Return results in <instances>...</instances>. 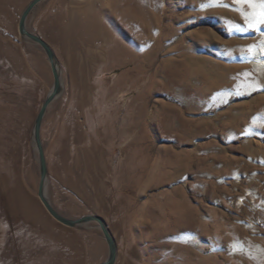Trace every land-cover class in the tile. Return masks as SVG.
I'll return each mask as SVG.
<instances>
[{
    "label": "rangeland",
    "instance_id": "obj_1",
    "mask_svg": "<svg viewBox=\"0 0 264 264\" xmlns=\"http://www.w3.org/2000/svg\"><path fill=\"white\" fill-rule=\"evenodd\" d=\"M30 1L0 0V264H97L98 224L68 227L37 196L33 125L53 78L18 33ZM210 2L41 0L27 15L62 84L40 127L46 197L102 218L113 264H264V87L237 94L264 85V26L236 31L237 6ZM62 35L87 51L85 74L60 57Z\"/></svg>",
    "mask_w": 264,
    "mask_h": 264
},
{
    "label": "water",
    "instance_id": "obj_2",
    "mask_svg": "<svg viewBox=\"0 0 264 264\" xmlns=\"http://www.w3.org/2000/svg\"><path fill=\"white\" fill-rule=\"evenodd\" d=\"M41 0H31L23 9V11L20 14L19 21H18V33L23 38L30 40L36 44H38L44 51L49 65L50 70L52 73L53 83L52 88L44 101L41 104V107L34 119V125H33V141L35 145V150L37 153V159H38V166H39V181H38V187H37V196L40 199L41 203L47 210V212L58 222L68 226V227H76L78 225H81L83 223L87 222H96L98 226L100 227L103 237L106 241V244L108 246V256L107 258L97 264H113L116 259V245L114 242V239L112 238L105 222L102 218H100L97 215H84L75 219L67 218L60 213H58L50 204L48 201L46 194H45V179L47 174V168H46V160L44 155V150L42 147L41 139H40V127L43 120V116L46 112V109L48 105L54 100L62 91V84L60 80V72L58 70V61L56 58V55L53 51V49L50 47V45L41 39L39 36L29 32L26 28V18L30 10Z\"/></svg>",
    "mask_w": 264,
    "mask_h": 264
},
{
    "label": "snow or ice",
    "instance_id": "obj_3",
    "mask_svg": "<svg viewBox=\"0 0 264 264\" xmlns=\"http://www.w3.org/2000/svg\"><path fill=\"white\" fill-rule=\"evenodd\" d=\"M206 7H214V6H222V7H230L237 6L234 10L240 12L241 16L246 21V29H241L239 26H235L236 31H244V30H251V31H260L261 26H264V0H233L232 5H228L224 2V0H211V2ZM244 6L251 9V11L246 12L244 10ZM232 31L233 29H228ZM264 43V42H262ZM257 45H250L246 49L242 50V58L244 55L247 56H254L256 54ZM247 75V74H244ZM264 85L259 84L258 82H251L248 85V91L245 93L237 92L238 95L240 94H250L252 91H258Z\"/></svg>",
    "mask_w": 264,
    "mask_h": 264
},
{
    "label": "bare ground",
    "instance_id": "obj_4",
    "mask_svg": "<svg viewBox=\"0 0 264 264\" xmlns=\"http://www.w3.org/2000/svg\"><path fill=\"white\" fill-rule=\"evenodd\" d=\"M82 2V1H81ZM85 4V3H83ZM87 8H88V5H87ZM90 9V8H89ZM88 9V10H89ZM82 10V9H81ZM113 13V12H112ZM76 15V14H75ZM78 15V14H77ZM85 18V17H84ZM74 23V22H73ZM73 25V24H72ZM40 26V25H39ZM46 26V25H45ZM44 26V27H45ZM72 35V34H71ZM76 36V35H75ZM60 38V37H59ZM61 46H60V49L58 48L57 50H60V54L62 57V59L64 60V62L66 64H69L70 62H72L73 65L75 66H81L83 64H81L83 62V60H85V58L83 57L84 54L87 52L83 49L82 45L81 47H78L76 45H74L73 43H71V41L68 39V37L66 36H61ZM80 46V45H79ZM58 53V52H57ZM59 57V58H60ZM132 60V59H131ZM90 64V63H89ZM84 66V74L86 72H88L89 70V66L88 65H83ZM58 67V70H59V66L57 65ZM77 69V68H76ZM75 70V69H74ZM73 73V72H72ZM79 73V72H78ZM74 74V73H73ZM77 76V75H76ZM81 76H84V75H81ZM75 78V77H74ZM81 82L85 83V80H84V77L83 78H80ZM78 81V80H77ZM75 82V81H74ZM77 85V83H76ZM84 88V87H83ZM93 90V89H92ZM84 91V90H83ZM58 163V162H57ZM67 172V171H66ZM65 172V173H66ZM95 175V174H94ZM91 178V177H90ZM92 179V182L94 186H97L96 185V180H95V177L94 178H91ZM45 183H46V179H45ZM46 185V184H45ZM100 187V185H99ZM97 188V189H100V188ZM102 188V187H101ZM97 191V190H96ZM99 193V192H98ZM102 196V195H101ZM7 199V198H6ZM20 201V200H19ZM6 204L7 206L9 207H14L16 206V204L14 203H11L9 202V200L7 199L6 200ZM100 204V203H99ZM19 205V204H18ZM33 205H31L30 201L28 199H26V197H23L22 199V205L21 206H18V207H22L23 209V212L26 214V216L30 219V220H35L34 216H33ZM17 207V206H16ZM17 207V208H18Z\"/></svg>",
    "mask_w": 264,
    "mask_h": 264
}]
</instances>
